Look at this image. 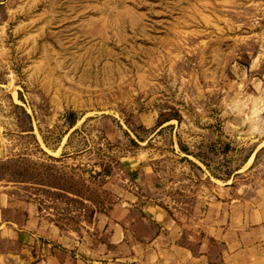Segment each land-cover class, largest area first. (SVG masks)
I'll use <instances>...</instances> for the list:
<instances>
[{"label": "rangeland", "instance_id": "1", "mask_svg": "<svg viewBox=\"0 0 264 264\" xmlns=\"http://www.w3.org/2000/svg\"><path fill=\"white\" fill-rule=\"evenodd\" d=\"M260 206L264 0H0V264L216 262Z\"/></svg>", "mask_w": 264, "mask_h": 264}, {"label": "crops", "instance_id": "2", "mask_svg": "<svg viewBox=\"0 0 264 264\" xmlns=\"http://www.w3.org/2000/svg\"><path fill=\"white\" fill-rule=\"evenodd\" d=\"M151 218L160 217L165 219V214L159 213L157 209L151 212ZM255 215L259 217V226L244 228L242 230H235L233 233H226L228 244L220 254V259L216 262L208 261L207 256L201 253L197 256H193L192 253L180 246H160L161 261L153 260V254L151 259L147 258L145 264H264V206H260L258 211H254ZM106 221L103 222L105 227ZM111 233L108 236V243H113V248H118L122 252L125 248L121 245L123 238V229L120 224L112 222ZM232 231V230H231ZM220 235L224 236L223 232ZM162 237H166L163 235ZM233 242V243H231ZM127 249L130 250L128 246ZM94 249H89L90 255L93 253L98 254L101 251H109L107 245H96ZM128 250V251H129ZM125 254V253H124ZM112 256H119L117 253H113Z\"/></svg>", "mask_w": 264, "mask_h": 264}]
</instances>
